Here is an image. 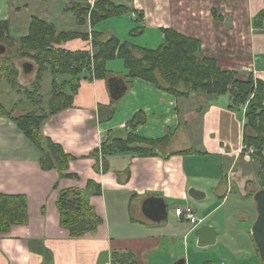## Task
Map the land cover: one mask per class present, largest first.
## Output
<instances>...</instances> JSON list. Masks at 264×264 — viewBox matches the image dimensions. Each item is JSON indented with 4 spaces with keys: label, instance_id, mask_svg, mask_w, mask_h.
Instances as JSON below:
<instances>
[{
    "label": "crops",
    "instance_id": "obj_1",
    "mask_svg": "<svg viewBox=\"0 0 264 264\" xmlns=\"http://www.w3.org/2000/svg\"><path fill=\"white\" fill-rule=\"evenodd\" d=\"M64 1L67 6L73 0ZM87 1L92 5L96 2ZM112 1L143 11V20L136 11L124 12L130 14L132 22H114L117 27H109L107 35L101 31L104 36L114 35L122 42L147 47L127 39L130 31L143 25L150 42L159 46L164 40L163 28H171L201 42L199 61L211 57L222 69L264 82V20H255L264 9V0ZM37 4L44 17L31 13ZM54 10L55 0H0V21L7 20L15 35L22 36L28 33L33 16L54 22L59 30H76L62 26L63 16L59 23L46 19L56 16ZM68 17L72 20L71 14ZM89 18L87 30L78 32L93 31ZM135 22L140 25L131 28ZM91 44L90 38H73L59 46L89 50ZM25 63L31 62L21 63L22 72L30 74ZM106 66L109 73L104 78L59 76L77 84L75 91L70 90L73 102L49 115L42 132L74 157L63 171L43 168L40 148L11 117L0 115V192L24 194L28 202V221L0 232V264H174L180 258H185L186 264H214L217 253H202L196 248L210 246L198 245L196 229L212 225L217 232L213 246L227 244L221 242L225 236L232 242L226 219L237 210L230 211L228 217L216 213L219 208H238L234 203L225 207L232 191L254 199L252 187L258 182L255 177L260 163L240 150L246 108L229 107L227 94L209 96L193 91L187 96L176 95L128 75L119 57L108 60ZM48 72L40 86L50 76L52 90L53 74ZM115 81L126 86L118 99L111 93ZM0 85V102L10 110L22 95ZM3 95L8 106L1 99ZM136 119L141 120L138 125ZM132 129L148 141L159 140L156 153L143 154L138 146L102 153L103 143ZM89 181L98 183L99 190L88 188ZM191 187L204 191L205 197L193 199L188 193ZM69 188L83 192L99 219L94 231L75 236L63 225L58 199ZM151 196L162 197L168 205L166 219L158 223L142 210L144 200ZM186 206L193 208L196 222L176 215V207ZM256 218L257 213L246 224L248 228H243L246 235L252 236ZM208 219L212 221L207 223ZM250 248L252 254L245 264H264L255 242ZM238 250L242 249L236 245Z\"/></svg>",
    "mask_w": 264,
    "mask_h": 264
},
{
    "label": "trees",
    "instance_id": "obj_2",
    "mask_svg": "<svg viewBox=\"0 0 264 264\" xmlns=\"http://www.w3.org/2000/svg\"><path fill=\"white\" fill-rule=\"evenodd\" d=\"M82 15L80 24H86L89 16L93 31H64L58 30L52 21L33 16L28 33L21 37L20 46L14 52L18 57H29L39 65V74L31 86H24L18 81L20 69L15 57L7 47V51L0 57V83L6 81L10 87L22 98L8 110L0 102V115H6L25 132L34 144L42 151L41 166L43 168L57 167L60 171L68 168V162L74 157L66 153L62 146L55 143L42 132V125L49 115L64 110L72 105V94L77 84L74 79L60 80L59 76L93 79L104 78L108 75L106 63L119 57L124 60L128 75L140 77L155 83L158 87L173 92L179 96H187L193 91L204 92L209 96L227 94L228 106L239 108L246 104L244 116L243 141L253 145L254 155L260 163L258 179L264 188V82L252 75L243 78L235 70L220 68L214 58L205 57L199 61L197 54L201 49V42L197 38L187 36L171 28H163L164 40L156 48L136 46L122 42L114 35L105 37L101 31L95 29L100 20L120 15L131 9L112 0H96L92 5L87 0H80ZM137 12L140 21L143 11ZM79 19V18H78ZM264 20V9L255 20ZM10 23L0 21V35L2 30L8 35ZM143 25L140 26L142 28ZM139 28V27H138ZM79 34L92 41L90 50H70L59 46L62 42L76 38ZM0 41L3 42L2 36ZM7 46V45H6ZM88 66V67H87ZM89 71V73L82 71ZM47 71L53 74L52 90L44 106V96L41 92V81ZM71 77V78H72ZM20 114H16L19 113ZM137 125L141 120L136 119ZM133 123V122H131ZM111 138V137H110ZM159 140L148 141L129 130L126 134L113 137L101 145L104 155L118 150L139 147L143 154L156 153L155 148ZM134 145V146H133ZM98 151L97 149L94 152ZM65 175L74 176L67 173ZM88 188L98 191L100 186L94 181L88 182ZM58 206L62 214L63 225L67 226L72 235H83L94 231L99 219L78 188L65 189L60 193ZM28 221V202L24 194H6L0 192V232L7 231L12 224Z\"/></svg>",
    "mask_w": 264,
    "mask_h": 264
},
{
    "label": "rangeland",
    "instance_id": "obj_3",
    "mask_svg": "<svg viewBox=\"0 0 264 264\" xmlns=\"http://www.w3.org/2000/svg\"><path fill=\"white\" fill-rule=\"evenodd\" d=\"M80 2H81L80 0H73L69 4H67V6H66L64 0H55L54 13H56V16L53 17L51 15L52 17L46 18V19L54 20L57 23H59L58 18L60 16H63L60 20H61L62 26L64 28L66 27V24H67V27H66L67 29L68 28L69 29L74 28V29H76L74 31H78L77 29L87 30L88 23L80 24V22H81L80 18L82 15V11H81L82 4ZM39 5L40 4L36 5L37 6V8L35 7L36 11L34 9H31V13H36L40 17H44L43 14L38 12V11H41L40 8H38ZM65 6L68 9L67 10L68 14L65 13V8H66ZM8 13H11V12L8 10ZM70 14L72 16V20H68L69 19L68 16H70ZM128 16H130L129 13H124L123 15H120V16L108 17L106 19L100 20L99 22L96 23L95 29L100 30V31H104V33L107 35L108 34L107 29L109 27H113V26L117 27V24H114V22H118V21L124 22V19H126L127 22H130V20L132 22V18H130ZM30 23H31V20H30ZM138 25H140V23L135 22L130 27L134 28V27H137ZM142 29L143 28H137V29L133 30L132 32L130 31V35L128 36L127 39H131V40L135 41V43H139L143 46L150 47V49L156 48L158 46V44L154 43V42H150V41H152V40H150L151 39L150 36L147 33H145V31H143ZM1 32H2V34L0 36H2L3 42L6 43V45H7L6 48L8 47V49H10V52H13L12 55L15 57V62L17 63L18 67L20 66L19 69H20V73L22 75L21 74L18 75V81L24 86H28V87L31 86L32 83L34 82V80L36 79V76H38V74H39L38 73L39 72L38 63L29 57H18L14 53L18 50V47L20 46V42H21L20 41L21 37H23V36L22 35H15L17 33H14L10 27L8 29V35L5 34V30H2ZM106 35H105V37H109ZM76 38L85 39L82 36V34H79ZM136 38H139V39H136ZM89 50L92 51V48ZM23 61H30L31 63L34 64L33 65L34 68H32V70L30 71V74L22 72L21 63ZM48 75H49V72H48ZM1 83L4 85V87L10 88V85L6 81H1ZM41 87H42L41 92L45 98L43 105L48 107V105H47V101L49 99L48 95H49L50 90H51V77L50 76H48L42 82ZM1 99L8 106L9 100L7 98H5L4 95L1 97ZM243 106L247 110V105L244 103H243V105L239 106V109ZM246 110H245V113H246ZM20 113L21 112L16 113V114H20ZM243 143H244V141H243ZM250 146H253V145H250ZM254 153H255V151H254ZM254 153L250 154V156L253 157L254 159H256V156L254 155ZM258 168L260 169V167H257L256 169H258ZM256 174H258V173H256ZM255 178L258 180V182L256 180L257 183L255 185H253V187H252V189H255V191L251 192L252 196L254 195V193L257 190L261 189L260 180L258 179V176H256ZM229 196H230V199H229V201L225 207L233 205V203H234V205H237L238 208H219L217 213H216V216L225 217V215H226L228 217L230 211L237 210L233 216L226 219L228 225L225 226L227 233L228 234L230 233V235L233 236V241L231 242V240L229 238H227V236H225L221 242L226 241L227 244L224 242L223 244L220 243L218 246H213V245L211 246L210 245L207 248H200V247L196 246V248H199V250L202 251V253H204L206 250H208V252H210V253H212V252L217 253L219 255V257L214 260L215 261L214 264H245L247 257L248 256L250 257V255L252 254V250H251L250 246H252L254 244V241H253V237L251 235H246L243 228L244 227L248 228L246 224H248L250 218H252L254 216V214L257 213V210L255 213L253 211L254 209H256V202L254 201V199H252L249 196L245 197V196L241 195V193H239L237 190L232 191V193ZM209 221H212V219H208L206 222L209 223ZM236 223L241 226L240 229L236 226ZM218 232L221 234L223 231L218 230ZM235 244L238 246V248L242 249L243 251L242 250L235 251V247H236ZM239 261H242V262H239Z\"/></svg>",
    "mask_w": 264,
    "mask_h": 264
},
{
    "label": "water",
    "instance_id": "obj_4",
    "mask_svg": "<svg viewBox=\"0 0 264 264\" xmlns=\"http://www.w3.org/2000/svg\"><path fill=\"white\" fill-rule=\"evenodd\" d=\"M6 51V45L0 41V57L5 54ZM32 68V63H25L24 69L26 72L31 71ZM125 90L126 86H122V84L117 81L111 84V93L116 99L120 98ZM188 193L197 201L202 200L205 197V192L195 187H191ZM254 200L256 202L257 218L250 232L257 246L260 258L264 263V188H261L254 193ZM142 210H144L143 213L146 217L158 223L166 219L169 209L162 197L151 196L144 200ZM196 233L198 234L199 246H209L216 242L217 232L210 224L199 226L196 229ZM174 264H186V259L180 258L176 260Z\"/></svg>",
    "mask_w": 264,
    "mask_h": 264
},
{
    "label": "built area",
    "instance_id": "obj_5",
    "mask_svg": "<svg viewBox=\"0 0 264 264\" xmlns=\"http://www.w3.org/2000/svg\"><path fill=\"white\" fill-rule=\"evenodd\" d=\"M240 150L243 151L245 154L250 156V154L254 153V148L253 146L247 145L242 143L240 146ZM190 206L186 207H176L175 213L178 216H184L187 219L191 220L192 222H196L198 218L195 216L194 211L192 210Z\"/></svg>",
    "mask_w": 264,
    "mask_h": 264
},
{
    "label": "flooded vegetation",
    "instance_id": "obj_6",
    "mask_svg": "<svg viewBox=\"0 0 264 264\" xmlns=\"http://www.w3.org/2000/svg\"><path fill=\"white\" fill-rule=\"evenodd\" d=\"M259 253V252H258Z\"/></svg>",
    "mask_w": 264,
    "mask_h": 264
}]
</instances>
